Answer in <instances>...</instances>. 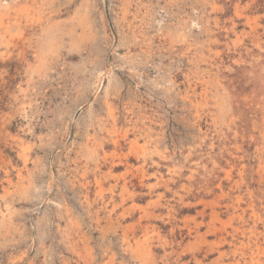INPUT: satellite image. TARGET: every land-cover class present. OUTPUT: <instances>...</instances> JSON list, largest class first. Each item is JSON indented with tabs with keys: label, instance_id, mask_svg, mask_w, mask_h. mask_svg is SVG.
<instances>
[{
	"label": "rangeland",
	"instance_id": "rangeland-1",
	"mask_svg": "<svg viewBox=\"0 0 264 264\" xmlns=\"http://www.w3.org/2000/svg\"><path fill=\"white\" fill-rule=\"evenodd\" d=\"M0 264H264V0H0Z\"/></svg>",
	"mask_w": 264,
	"mask_h": 264
},
{
	"label": "bare ground",
	"instance_id": "bare-ground-1",
	"mask_svg": "<svg viewBox=\"0 0 264 264\" xmlns=\"http://www.w3.org/2000/svg\"><path fill=\"white\" fill-rule=\"evenodd\" d=\"M5 1V0H4ZM7 1V0H6ZM9 2V1H8ZM3 3V2H2ZM8 6V5H7ZM116 141V140H115ZM9 181H10V179H9Z\"/></svg>",
	"mask_w": 264,
	"mask_h": 264
}]
</instances>
